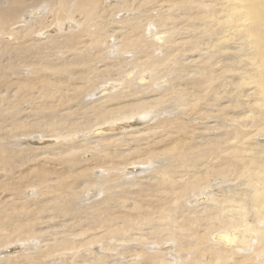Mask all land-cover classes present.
Returning a JSON list of instances; mask_svg holds the SVG:
<instances>
[{
    "label": "bare ground",
    "instance_id": "6f19581e",
    "mask_svg": "<svg viewBox=\"0 0 264 264\" xmlns=\"http://www.w3.org/2000/svg\"><path fill=\"white\" fill-rule=\"evenodd\" d=\"M9 2L0 264H264V0Z\"/></svg>",
    "mask_w": 264,
    "mask_h": 264
},
{
    "label": "rangeland",
    "instance_id": "374dc122",
    "mask_svg": "<svg viewBox=\"0 0 264 264\" xmlns=\"http://www.w3.org/2000/svg\"><path fill=\"white\" fill-rule=\"evenodd\" d=\"M0 1L3 2V3H2V2L0 3V7L2 6V7L0 8V10H4L6 13H10V12H11V8L8 7L9 4H10L9 0H8V1H7V0H0ZM5 1H6V2H5ZM24 1H25V3H24V2L21 3V5H22V4H23V5L20 6V8H19L20 10H23L24 8H25V10H26V9H31L30 6L28 5V3L30 4L31 2H32V3L34 2V6L32 7V9L34 10V9L36 8L37 10L40 11V9H38V7H37V4L39 5L40 0H33V1H32V0H30V1H28V0H24ZM35 1H37L38 3L36 2V4H35ZM73 1L76 2V0H70V1L68 0V2H70V3L67 2V3H66V5H67L66 7H67V8H71V7H73V6H74V2H73ZM7 2H8V3H7ZM32 3H31L30 5H33ZM24 4H26V5H24ZM68 4H69V5H68ZM5 5H6V6H5ZM27 5H28L29 7H28ZM4 6H5V7H8L9 9H8V8H5ZM122 7H123V6H122ZM3 8H4V9H3ZM22 8H23V9H22ZM6 9H7V10H6ZM17 9H18V8H17ZM19 9H18V11H20ZM47 9H48V7H47ZM47 9H46V8L43 9V10H42L43 13H41V14H42V15L46 14ZM25 10H23V12H25ZM123 10H124V7H123L122 11H119V13H118V14H119L118 17H119V18L123 21V23H124V22H126V21H127V22L129 21V17L131 16V13L128 14V15L126 16V17H127V18H126V17H125V15H126L125 13H126L127 11H126V9H125L124 11H123ZM42 11H41V12H42ZM121 14H123V17H122ZM6 15H7V14H6ZM115 15H117V13H116ZM19 17H20V18H19ZM19 17H18L19 20H22V19H26V20H27V19H29V18H31V17H33V16L30 15V11H29L28 14L26 13L25 15H23V16H19ZM21 17H22V18H21ZM26 17H27V18H26ZM131 17H132V16H131ZM19 20H17V21L14 20V23H19ZM65 22H71V23H72V20H71V19H67ZM14 23H13V22H10V23H8V24L11 26V25L14 24ZM64 24H65V23H64ZM73 24H74V23H73ZM0 25H1V24H0ZM65 26H66V25H65ZM63 29H64V27H63ZM64 30H65V29H64ZM66 31H67V30H66ZM0 39H1V38H0ZM20 39H21V38L16 39V42H18V41H22V40H20ZM17 46H18V45H17ZM17 46H16V47H17ZM18 47H19L20 49H22V50H19V52H18V50H17ZM18 47H17L16 49H14V48H15L14 45H13V48H12V46H8V48H4V51H13V50H14L15 52H14V53H13V52L11 53L12 56H14V55H16V54L18 53L19 56H20V59H21V60H24V61H27L26 63H30V62L37 63L36 66L34 65V68L31 67V68L25 69V71H26V70H29V71H32V70L35 71V70H36L37 73L34 74V77L39 76L40 72H38V70H40V69H38V68H39L38 63L40 62L41 59H42V61L44 60L43 58L40 57V53H38L39 51H37L36 48H33V49L31 50V48L29 47L30 49H28V46H27V45L24 46L23 44L19 45ZM53 50H55V49H53ZM20 51H21V52H20ZM35 51H36V52H35ZM35 53H36V54H35ZM54 53H55V52H54ZM13 54H14V55H13ZM20 54H21V55H20ZM48 54L50 55L51 53L48 52ZM58 54H60V53H58ZM37 55H39V57H38ZM58 56H59V55H58ZM24 57H27V58H24ZM33 57H34V58H33ZM7 58H8V57H7ZM37 59H38V60L40 59L39 62L37 61ZM28 60H29V61H28ZM42 61H41L40 63H43ZM44 62H46V61H44ZM9 72H11L15 77L18 76V73L20 74L19 76H21V77L24 75V76H25L24 78H26V75H27V73H25V72H24L25 74H23L22 69H21V71H20V70H19V71H16V70H15L14 72H17V73H15V74L13 73V70H12V69L9 70ZM9 72H8L9 78H12V79H13V80H11V81H14V82L18 81V80H16V78H14V76L12 77V74L9 73ZM10 74H11V75H10ZM16 74H17V75H16ZM37 74H38V75H37ZM40 75H41V74H40ZM42 75H44V74L42 73ZM47 76H49V75H47ZM47 76H42V77L44 78V77H47ZM31 78H33V77H31ZM29 79H30V78H29ZM29 79H28V80H29ZM38 79H40V77H39ZM41 79H42V78H41ZM7 80H9V79L7 78ZM34 80H35V81H34ZM26 81H27V80H26ZM32 82H34V83H31V84H33V85H34L35 83H36V85H39V87H40V85H41V81H39V82H40V83H39L38 80H36V79H34V78L32 79ZM37 82H38V83H37ZM1 83L4 84V81L2 82L1 79H0V84H1ZM27 84H28V83H24V84H23V85H26V86H22V85H20V87H22V88H21V89H22L21 92H26V91H28V93L30 92V89H28L29 87H28V88H25V87H27ZM36 85L33 86L34 89H35V87H37ZM33 87H32V88H33ZM25 89H26V90H25ZM24 90H25V91H24ZM33 91H35V90H33ZM26 106H27L28 108H27ZM23 107L26 108V109H29V108H30V106H28V105H24ZM22 139H23V138H22ZM1 146L3 147L4 145L2 144ZM19 147H28V148H29L30 146H29V145H27V146L16 145L15 142H14L13 144H11V145L8 146L9 149H17V148H19ZM16 152H17V154H18V156H16L17 159H19L20 161L26 159V154H28V150H24V151L22 150V151H16ZM4 155H6V153H5ZM4 155H3V156H0V165H1V166H0V167H1V168H0V173H1L0 175H6V174H7V176H8L9 178H10V177L12 178V174H13V173H12V172L10 173V167L13 166V165L8 164V162L6 163V161L4 160ZM24 157H25V158H24ZM14 158H15V157H14ZM1 161H3V162H1ZM3 163H4V164H3ZM40 163H42V162H40ZM28 164H31V163L29 162V163H27V164H24V161H23V162H22V165H19V166L17 165V166L15 167V169H14V170L11 169V171H13V172L15 171L16 173H14V175L16 176L19 172H21V174H22V173H24V172L27 170V172H26L27 175H25V173H24V175L22 176L23 179H26V178H28V177L33 173V171H31L30 168H33V167H34L33 165L36 166L38 163L36 162V164H35V163L31 164V167H28ZM88 164H89V162H88ZM2 165H3V166H2ZM8 165H9L10 167H9ZM90 165H91V164H90ZM47 166H48V167H47ZM47 166L45 165V168H47V169H45V168L42 169L43 166H42V167H39V171H40V170H42V172H43L44 170H45V171H49V170H50V167H49L50 165L47 164ZM26 167H27V169H26ZM7 169H8V170H7ZM28 169L30 170V172H29ZM17 170H18V171H17ZM28 172H29V174H28ZM92 173H93V176H95V177L100 176V175H96V171H95V170H92ZM32 175H34V174H32ZM54 175H55V174H54ZM55 176H56V175H55ZM27 186H28V187H27ZM29 187L31 188V186H29V184H27L23 189H26V188H29ZM21 194H22V191H21ZM22 195H25L24 192H23ZM32 195H33V193H32L31 195H30V194H29V195L27 194V195H25V197H26V198H29V197L32 196ZM21 216H22V218H24L23 215H21Z\"/></svg>",
    "mask_w": 264,
    "mask_h": 264
}]
</instances>
